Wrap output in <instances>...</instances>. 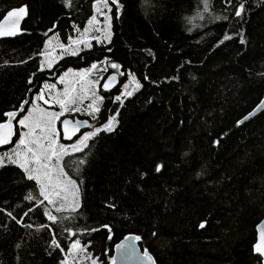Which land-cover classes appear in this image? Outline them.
<instances>
[{
	"label": "trees",
	"instance_id": "trees-1",
	"mask_svg": "<svg viewBox=\"0 0 264 264\" xmlns=\"http://www.w3.org/2000/svg\"><path fill=\"white\" fill-rule=\"evenodd\" d=\"M71 3L64 8L62 0H0V18L15 7L28 9L23 31L0 38V111L35 94L28 91L29 78L55 81V73L47 71L40 78L36 53L53 24L62 42L76 35L72 24L83 29L92 0ZM122 3L110 42L93 41L92 49L78 54L82 59L63 57L57 72L106 57L121 64L125 77L133 74L141 88L122 105L105 99L101 120L119 108L118 124L96 139L88 163L72 173L80 187L77 220L52 224L42 207L24 199L32 182L22 180L14 166L0 168V264H58L49 243L55 235L67 245L65 224L81 233L112 226L111 240L104 230L82 240H91L88 250L100 264H107L115 244L131 233L142 236L141 248L157 264H258L251 246L264 218V112L243 124L236 121L264 97V0H245L242 20L226 11L222 0H210L204 20L196 18L201 0ZM217 15H228L230 22H213ZM225 31L233 39L220 43ZM237 33H243L244 45ZM157 163L163 165L159 173ZM113 202L116 207L109 208ZM9 211L21 224L6 215Z\"/></svg>",
	"mask_w": 264,
	"mask_h": 264
},
{
	"label": "snow or ice",
	"instance_id": "snow-or-ice-1",
	"mask_svg": "<svg viewBox=\"0 0 264 264\" xmlns=\"http://www.w3.org/2000/svg\"><path fill=\"white\" fill-rule=\"evenodd\" d=\"M222 3L232 16L243 19L247 11L245 0H236L235 4L233 0H222ZM62 6L71 8V0H62ZM123 7L122 0H92L91 14L82 26L83 30L72 24V31L79 34L68 35L66 43L55 33L56 25L53 24L45 33L43 48L36 53L39 59L36 71L41 74L40 78L46 71L55 73L52 77L55 82L45 80L41 84L29 78L28 84L31 87L28 91H34L35 94L28 99L22 98L10 110L0 111V148L5 149L0 152V168L14 166L19 170L18 174L22 180L32 182V192L24 199L32 201L33 207H42L43 216L52 224L72 222L79 218L80 187L72 173H79L81 167L88 163V150L96 139L101 134L112 133L118 124L119 108L101 120L105 99L110 103L122 105V97H132L134 92L141 88V83L134 75L127 74L125 77V73L120 71L121 64L110 62L106 57L93 61L87 67H67L59 72L57 61L65 56L78 57L83 49L93 48V41L95 45L101 46L110 42L112 21L121 17ZM210 8V0H201L196 18L204 20L203 14H210ZM27 15V5L2 14L0 38L19 35L23 31L22 22ZM218 21L230 22V18L228 15L213 17V22ZM237 36L239 44L244 45L246 40L243 33H237ZM232 39L233 36L225 31L220 43ZM109 69L115 70L114 73L102 79L101 74ZM118 77H125L127 82L119 80ZM113 89L118 92L114 97L111 95ZM258 109H264V99H260L253 111L245 115L243 120H248ZM74 114H83L89 119H75ZM242 122L236 121L238 125ZM154 168L155 172L159 173L163 165L157 163ZM140 175L143 177L144 173ZM196 175L199 177L201 174L198 172ZM108 207L115 208L116 205L113 202ZM32 211V207L28 208L23 216L26 217ZM0 212H4V209L0 208ZM6 215L16 224H21V219L12 212L9 211ZM198 226L203 229L205 223L201 221ZM27 227L31 228L32 225L28 224ZM40 228L51 230L48 224H41ZM101 230L106 232L108 240L113 238L110 224H100L98 227L85 229L83 233L79 230L74 232L72 227L65 224L62 234L71 239L66 246H62V242L53 235L49 248L57 251L60 257L58 264H99V258L94 257L88 250L91 240L86 243H82V240L84 236ZM256 232L251 252L258 264H264V221L257 225ZM152 235L155 236L156 233L153 232ZM141 240L142 236L138 234L125 235L115 244L116 255L109 257L107 264L133 260L137 261V264H155L147 249L139 251L138 243Z\"/></svg>",
	"mask_w": 264,
	"mask_h": 264
},
{
	"label": "water",
	"instance_id": "water-1",
	"mask_svg": "<svg viewBox=\"0 0 264 264\" xmlns=\"http://www.w3.org/2000/svg\"><path fill=\"white\" fill-rule=\"evenodd\" d=\"M16 8V7H15ZM13 9V8H12ZM10 10V9H9ZM28 10V9H27ZM6 14V13H5ZM27 17H28V15H27ZM26 17V18H27ZM26 20V19H25ZM23 23L24 22H22V26H23ZM10 38H13V37H10ZM110 74H113V73H110ZM109 74V75H110ZM118 79L120 80V77H118ZM113 90H115V89H113ZM112 90V91H113ZM29 97V96H28ZM28 97L26 98V99H28ZM263 99H264V97H263ZM253 111V109L250 111V112H252ZM262 112H264V109H258V110H256L255 112H254V114L251 116V117H249V119L248 120H241V121H243L241 124H243V123H245V122H248V121H250L251 119H253V118H255L256 116H258L260 113H262ZM248 114V113H247ZM246 114V115H247ZM75 119H86V118H80V117H78V116H75L74 117ZM86 130V129H85ZM1 149H3V148H0V150ZM262 221H264V218L261 220V222ZM260 222V223H261ZM259 223V224H260ZM131 234H134V233H131ZM119 243V242H118ZM138 249H139V251L140 252H142L144 249H142L141 248V246H140V244L138 243ZM148 250V249H147ZM149 251V250H148ZM149 253H150V255H152L153 256V259H154V261H155V264H157V261H156V258L154 257V255L149 251ZM113 255H116V253H115V246H114V253H113ZM118 264H137V261H135V260H133V261H123V262H120V261H118Z\"/></svg>",
	"mask_w": 264,
	"mask_h": 264
},
{
	"label": "rangeland",
	"instance_id": "rangeland-1",
	"mask_svg": "<svg viewBox=\"0 0 264 264\" xmlns=\"http://www.w3.org/2000/svg\"><path fill=\"white\" fill-rule=\"evenodd\" d=\"M82 30H83V29H81V31H82ZM111 31H112V30H111ZM78 34H79V33H76V35H78ZM76 35H74V36H76ZM64 43H66V42H64ZM59 60H60V59H59ZM59 60H58V61H59ZM58 61H57V62H58ZM111 73H113V72H111ZM129 74H131V73H129ZM105 75H106V73H102V74H101V78H102V79H103V78H106L107 76H105ZM132 75H133V74H132ZM135 79H136V78H135ZM136 80H137V79H136ZM137 81H138V80H137ZM54 82H55V81H54ZM54 82H53V83H54ZM126 82H127V81H126ZM122 99H125V98L122 97ZM74 115H77V114H74ZM82 115H83V114H82ZM4 150H5V149H1L0 152H2V151H4ZM31 192H32V188H31ZM99 264H100V263H99Z\"/></svg>",
	"mask_w": 264,
	"mask_h": 264
},
{
	"label": "bare ground",
	"instance_id": "bare-ground-1",
	"mask_svg": "<svg viewBox=\"0 0 264 264\" xmlns=\"http://www.w3.org/2000/svg\"><path fill=\"white\" fill-rule=\"evenodd\" d=\"M86 119H89L88 117H85ZM91 122V121H90Z\"/></svg>",
	"mask_w": 264,
	"mask_h": 264
},
{
	"label": "flooded vegetation",
	"instance_id": "flooded-vegetation-1",
	"mask_svg": "<svg viewBox=\"0 0 264 264\" xmlns=\"http://www.w3.org/2000/svg\"><path fill=\"white\" fill-rule=\"evenodd\" d=\"M75 117V116H74ZM80 118H85V117H80Z\"/></svg>",
	"mask_w": 264,
	"mask_h": 264
}]
</instances>
